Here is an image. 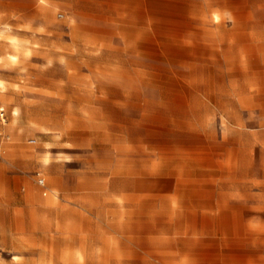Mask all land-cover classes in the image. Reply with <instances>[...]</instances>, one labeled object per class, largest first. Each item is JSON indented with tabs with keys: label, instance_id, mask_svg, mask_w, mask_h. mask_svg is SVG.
Instances as JSON below:
<instances>
[{
	"label": "rangeland",
	"instance_id": "obj_1",
	"mask_svg": "<svg viewBox=\"0 0 264 264\" xmlns=\"http://www.w3.org/2000/svg\"><path fill=\"white\" fill-rule=\"evenodd\" d=\"M5 24L0 264H264V0H0Z\"/></svg>",
	"mask_w": 264,
	"mask_h": 264
},
{
	"label": "clouds",
	"instance_id": "obj_2",
	"mask_svg": "<svg viewBox=\"0 0 264 264\" xmlns=\"http://www.w3.org/2000/svg\"><path fill=\"white\" fill-rule=\"evenodd\" d=\"M3 29H4V31L3 32H0V39H7V37L4 35V33L10 31V28H9V26L7 24H5V25H3ZM11 43L13 45H15L17 43V41L15 40V38H12L11 39Z\"/></svg>",
	"mask_w": 264,
	"mask_h": 264
},
{
	"label": "built area",
	"instance_id": "obj_3",
	"mask_svg": "<svg viewBox=\"0 0 264 264\" xmlns=\"http://www.w3.org/2000/svg\"><path fill=\"white\" fill-rule=\"evenodd\" d=\"M0 118H4V107L3 106H0ZM40 181L42 182L43 180L40 179Z\"/></svg>",
	"mask_w": 264,
	"mask_h": 264
},
{
	"label": "bare ground",
	"instance_id": "obj_4",
	"mask_svg": "<svg viewBox=\"0 0 264 264\" xmlns=\"http://www.w3.org/2000/svg\"><path fill=\"white\" fill-rule=\"evenodd\" d=\"M12 38H15V37H11V39H12ZM15 40L17 41L16 38H15ZM44 159L47 160V157H45ZM41 192H42V191H41ZM88 209H89V208H88ZM53 218H54V217H53ZM80 248H81V247H80ZM74 250H75V249H74ZM82 250H83V249H82ZM83 252H84V251H83ZM53 255H54V253H53ZM44 256H45V255H44ZM44 256H43V257H44ZM41 257H42V256H41ZM82 257H83V255H82ZM76 259H77V258H76ZM83 259H84V258H83ZM41 260H42V259H41ZM77 260H78V259H77ZM77 260H76V262H77ZM84 262H86V261H84ZM44 264H45V263H44ZM80 264H81V263H80ZM83 264H85V263H83Z\"/></svg>",
	"mask_w": 264,
	"mask_h": 264
}]
</instances>
